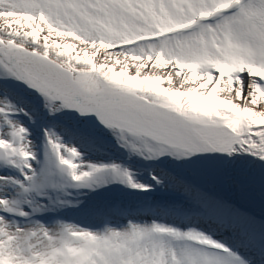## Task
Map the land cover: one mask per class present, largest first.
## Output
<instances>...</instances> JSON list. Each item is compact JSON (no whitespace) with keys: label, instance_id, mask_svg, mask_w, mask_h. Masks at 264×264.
<instances>
[{"label":"snow or ice","instance_id":"obj_1","mask_svg":"<svg viewBox=\"0 0 264 264\" xmlns=\"http://www.w3.org/2000/svg\"><path fill=\"white\" fill-rule=\"evenodd\" d=\"M0 264H264V0H0Z\"/></svg>","mask_w":264,"mask_h":264},{"label":"rangeland","instance_id":"obj_2","mask_svg":"<svg viewBox=\"0 0 264 264\" xmlns=\"http://www.w3.org/2000/svg\"><path fill=\"white\" fill-rule=\"evenodd\" d=\"M44 35H47V30L45 29L43 32L40 33V40H41V43L43 42V36ZM52 40H57L58 42H67V41H71L72 43H76L77 44V48L75 50H71L73 55H75L77 52L80 51L81 49V45H79V43L77 41H75L73 38H60V37H57L55 34H53L51 37H50V40L49 42L51 43ZM91 51V50H89ZM103 50H101L102 52ZM83 54V53H81ZM97 57L100 58L101 57V53H97ZM119 66H117V70H118ZM134 68H131L129 69V72L130 74L134 73ZM157 73L158 74H161V75H166L167 72L169 71L168 68H164V69H156ZM173 80L174 82L176 81V77H175V74H173ZM162 86L164 87H167L168 86V83L167 81H164L162 83ZM92 155L96 158H99V157H105V158H121L122 157V154L115 151L111 145V143H107L105 145V147L102 149V150H99V151H94L92 152ZM96 158H93V159H96ZM155 196L159 197V198H163L164 194L163 193H154L152 194L151 196H148V197H144L146 200H149L150 201H146L144 199V201L142 200V198H137V202L138 204L140 203H143V202H152L154 201L155 199ZM124 198V200L126 199H135L134 197L132 196H128V197H125V196H118L117 199L119 201H122ZM122 199V200H121ZM68 218L71 219V220H75V221H78V222H81L82 224H86V225H98L102 219V217L100 216H89V215H85V214H82V213H76L75 215H73L72 213L71 214H67ZM110 219H112L114 222L116 223H122V222H125L123 220V217H121L120 215H115V216H112L110 217Z\"/></svg>","mask_w":264,"mask_h":264},{"label":"water","instance_id":"obj_3","mask_svg":"<svg viewBox=\"0 0 264 264\" xmlns=\"http://www.w3.org/2000/svg\"><path fill=\"white\" fill-rule=\"evenodd\" d=\"M222 194L225 195V196L232 197V198H235V199L239 200V202L242 205L246 206V207H254V206H250V205H251V203H252V205H254L255 203H253V202L249 201L248 199H246L242 195V193L240 192L239 189L225 187L224 189H222ZM158 199L160 200L162 198H158ZM257 213H259V212H257Z\"/></svg>","mask_w":264,"mask_h":264},{"label":"bare ground","instance_id":"obj_4","mask_svg":"<svg viewBox=\"0 0 264 264\" xmlns=\"http://www.w3.org/2000/svg\"><path fill=\"white\" fill-rule=\"evenodd\" d=\"M92 158H96V157H94L93 155H92ZM125 197H128V196H125ZM135 199H132V200H130V199H126V200H124V198H123V200L121 201L122 203H124V204H126V205H129V206H135V205H137L138 204V202H137V197H134ZM144 199L145 198H142V200L144 201ZM146 200V199H145ZM154 200H159L158 199V197L157 196H155V199ZM146 201H150V199L149 200H146ZM250 206H254L253 208L257 211V212H260L261 211V209H260V207H259V204L258 203H255L254 205H252V203H251V205ZM73 214V215H75L76 213H73V212H70V213H68V214Z\"/></svg>","mask_w":264,"mask_h":264}]
</instances>
